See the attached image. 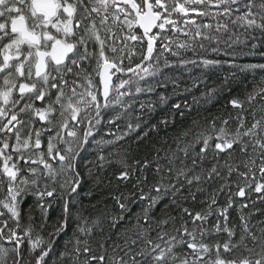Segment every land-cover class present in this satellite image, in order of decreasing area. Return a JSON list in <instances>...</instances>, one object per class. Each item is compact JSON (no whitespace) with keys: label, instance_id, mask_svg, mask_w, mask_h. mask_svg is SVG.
I'll return each mask as SVG.
<instances>
[{"label":"snow or ice","instance_id":"obj_1","mask_svg":"<svg viewBox=\"0 0 264 264\" xmlns=\"http://www.w3.org/2000/svg\"><path fill=\"white\" fill-rule=\"evenodd\" d=\"M249 30L264 33V0H0V264H264V220L229 213L248 207L246 190L264 194V78L151 160L129 163L126 146L169 126L151 122L158 106L184 115L186 102L168 105L182 93L167 69L221 63L182 51L219 45L221 33L231 47ZM232 66L264 74V63ZM142 94L155 99L137 108Z\"/></svg>","mask_w":264,"mask_h":264},{"label":"trees","instance_id":"obj_2","mask_svg":"<svg viewBox=\"0 0 264 264\" xmlns=\"http://www.w3.org/2000/svg\"><path fill=\"white\" fill-rule=\"evenodd\" d=\"M221 19V18H220ZM223 20V18L221 19ZM203 22H210L213 25L216 24V20L211 18H203ZM230 29L234 31L232 25H229ZM231 33H221V39H227L228 35ZM253 36L249 38L248 42L245 44H241L238 46L231 45V49H222L220 52L216 51L213 52L210 49L207 50L206 58L215 59L220 61L219 65L210 66L205 69L206 71L201 72L202 79L205 80V83L200 84L199 87L193 89V93H184L183 89L185 85L191 84L193 80V75L189 76L188 74H175L172 73L173 68L167 69L166 71L172 77H174L180 85V92L181 95H175L168 101V105H171L175 102L180 103H187V107L184 108V115H175L174 118L170 115L169 108L167 106H158L156 108L155 113H153V120L152 123H155L158 119L168 117L170 120L169 126L165 128L161 126L159 135L155 132L151 133L150 139H145L143 142L136 141L134 139L135 134L132 137L126 138L127 139V147H129V163H133L135 160H143L145 157L149 160L153 159L156 155V148L167 149L169 146L175 148L174 137L184 128H187L191 125L193 119L200 120L203 122L205 118L212 119L213 117H221L226 116L228 112L235 110L231 109V106L228 105V101L233 96L243 97L246 93V89H251L253 84L256 81L264 78V74H262L261 70L257 69L255 71L250 72H242L239 68L234 67L232 65H244V64H261L264 63V33H261L259 30H255L252 32ZM263 36V37H262ZM253 37H255L253 39ZM260 38H263V42L260 41ZM231 42V41H230ZM208 43V42H206ZM255 45V48L252 47ZM219 45H213V47H218ZM186 52H183L182 55H185ZM198 54L201 55V51H198ZM197 58V57H196ZM136 57H133L135 60ZM127 63V61H125ZM235 73V75H233ZM227 77V84L224 83L225 78ZM172 83L169 82L167 87L162 88L158 92L164 94H170L172 91ZM216 88L217 92L215 96L208 100H203L202 93L208 91L209 89ZM230 88V91H229ZM193 94L200 98V102L196 103L193 101L192 96ZM151 99H155V96H152ZM202 99V101H201ZM227 105V107H226ZM139 107V106H138ZM175 112V109L171 110ZM259 115V113H257ZM249 119H251L249 117ZM217 124L219 125V120H217ZM167 141V144L164 141ZM163 151H161V155H163ZM93 155L92 148H88L86 153H82L84 160H78L77 165L79 168H83L84 164L88 159H91ZM119 169L118 164H113L107 169V173L111 175L113 171H117ZM257 178H259V171L256 170ZM128 187L130 188L131 185L129 184ZM247 191V190H246ZM85 192H87V188H85ZM251 197L249 199L246 196L244 199L248 202V207L244 209H240L239 205L236 204L232 209H229L230 219L232 222H238L239 213L243 211L244 213L252 212L253 215L251 216V223L256 224L258 220H264V199H259L261 195L264 194H257L253 192L251 189L247 191ZM226 193L221 194L219 198V202L221 204L224 203L226 199ZM97 197H92V199H96ZM31 197L29 200L31 201ZM81 199L84 201L85 205L88 204L89 197L86 195L81 196ZM237 201L241 198L236 197ZM255 200L256 203L253 204L251 201ZM109 207H112V202L109 199L108 201ZM133 210L138 211V205H133ZM195 209H199L201 205L199 203H195L192 205ZM118 211V209H116ZM54 218L55 213H52ZM212 220L215 217L211 218ZM154 235V233H153ZM71 236L69 232L67 235H64L60 238L58 243L55 245L54 250L50 253L49 257L46 259L49 261H53L56 259V256L60 249L63 248L65 241ZM115 239V237H114ZM24 251V248L21 249Z\"/></svg>","mask_w":264,"mask_h":264},{"label":"rangeland","instance_id":"obj_3","mask_svg":"<svg viewBox=\"0 0 264 264\" xmlns=\"http://www.w3.org/2000/svg\"><path fill=\"white\" fill-rule=\"evenodd\" d=\"M223 17H221V19H222ZM223 21V20H222ZM233 27V26H232ZM234 28V31L235 32H237V33H239V32H243L244 31V29H242V28H236V27H233ZM252 32H254V31H252V30H249V33H248V36H247V40H246V42H245V38L242 36L240 39H241V42L239 43V44H233V46L232 47H234L235 45L236 46H238V45H241V44H245V43H247L248 42V40H249V38H251L252 36H253V34H252ZM263 37V36H262ZM180 39L181 40H184L185 39V37H183V36H181L180 37ZM225 40H227V39H225ZM225 40H222L221 39V42H220V46H219V52L222 50V49H231L232 47H229L228 45H229V43H231L230 41H228V43H225ZM260 41L261 42H263V38H260ZM205 43V45H206V47H205V49H199V48H197L196 49V53L194 54L191 50H187V51H182V53L183 52H186V54L185 55H182L183 57H185V58H193V59H199V57H205L206 55H208V53H206L207 52V50L208 49H210L211 50V48H213V45H215L216 46V44L215 43H212L211 45H209L208 43H206V42H204ZM198 51H201V55H199L198 54ZM197 57V58H196ZM170 59H173V60H175V58L174 57H170ZM208 67H210V66H208ZM205 68H207V67H204V66H202V65H196V66H194V65H187L186 67H184V66H177V67H174L173 69V71H171L172 73H175V74H180V73H183V74H188L189 76H192L193 75V79L194 78H200V79H202V76H201V72H203V71H206L207 69H205ZM247 72H250V71H247ZM203 80V79H202ZM204 81V83H205V80H203ZM169 84V83H168ZM201 84H203V83H201ZM162 88H158L157 89V92L159 91V90H161ZM165 89V88H164ZM152 96H154V95H149V94H142V95H140V96H138V97H136V101H137V103H136V107L138 108V106H139V101H147L149 98H151ZM203 100H205V98H203ZM201 101H202V99H201ZM259 177V176H258ZM257 179H259V178H257ZM250 189H248L247 191H249ZM214 218V217H213Z\"/></svg>","mask_w":264,"mask_h":264},{"label":"flooded vegetation","instance_id":"obj_4","mask_svg":"<svg viewBox=\"0 0 264 264\" xmlns=\"http://www.w3.org/2000/svg\"><path fill=\"white\" fill-rule=\"evenodd\" d=\"M39 103V102H38Z\"/></svg>","mask_w":264,"mask_h":264}]
</instances>
